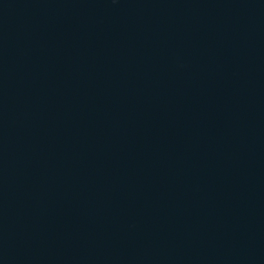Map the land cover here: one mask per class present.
<instances>
[{
    "label": "water",
    "instance_id": "95a60500",
    "mask_svg": "<svg viewBox=\"0 0 264 264\" xmlns=\"http://www.w3.org/2000/svg\"><path fill=\"white\" fill-rule=\"evenodd\" d=\"M0 264H264V0H0Z\"/></svg>",
    "mask_w": 264,
    "mask_h": 264
}]
</instances>
